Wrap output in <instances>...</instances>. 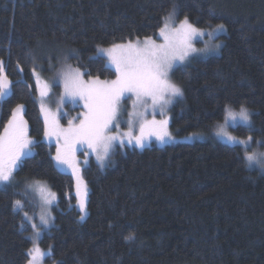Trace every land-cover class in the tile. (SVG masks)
<instances>
[{
    "label": "trees",
    "instance_id": "obj_1",
    "mask_svg": "<svg viewBox=\"0 0 264 264\" xmlns=\"http://www.w3.org/2000/svg\"><path fill=\"white\" fill-rule=\"evenodd\" d=\"M174 6L172 17L198 30L225 27L218 55L171 70L182 93L169 112L171 133L207 139L119 145L105 169L90 159L81 219L73 179L45 142L34 64H57L62 49L84 76L113 80L99 48L154 37ZM0 60L11 90L0 99V133L22 105L34 141L11 183L0 186V264L29 260L24 212L33 215L36 205L14 204L31 180L56 194L54 225L37 245L58 264H264V170L247 166L242 146L209 137L228 105L250 113L234 135L264 140V0H0Z\"/></svg>",
    "mask_w": 264,
    "mask_h": 264
},
{
    "label": "snow or ice",
    "instance_id": "obj_2",
    "mask_svg": "<svg viewBox=\"0 0 264 264\" xmlns=\"http://www.w3.org/2000/svg\"><path fill=\"white\" fill-rule=\"evenodd\" d=\"M175 15V6L169 15V20L160 29V36L163 44H157L151 37H146L141 43L139 40L127 44L113 45L111 49L100 50L106 52L111 65L115 67L116 79L112 81H100L83 79L84 73L79 70L68 71L63 74L64 95L61 97L63 103L66 99L75 102L77 99L83 101L85 111L81 113L82 118L78 124L69 121L67 128L61 127L54 115L47 112L42 104L41 110L45 113V138H55L57 147L53 159L57 165H67L73 170V176L77 181L76 195L77 202L82 213L86 211L85 203L87 197V186L80 176V170L75 167V153L85 146L96 154L97 160L103 162L109 157L114 146L119 142L120 147L125 146V138L128 145L143 148L149 136H155L156 140L163 143L165 139H171L167 132V120L144 121L140 124V134L134 135L131 131L119 133L120 104L122 98L135 97L133 107L148 106L155 110L157 107L163 109L172 102L174 97L182 95L181 90L169 79V71L177 63H183L197 49L192 47L195 37L203 35L201 30L195 28L187 18L180 22L179 27L171 24V17ZM223 24L217 25L214 31H223ZM211 35V33H209ZM216 47H219L218 45ZM10 82L6 74H3V67L0 65V96L7 94ZM48 85H45L47 88ZM130 94V95H129ZM48 93L41 91V97ZM23 110L18 105L13 110L12 117L0 135V184L9 185L13 178L14 171L21 167L24 159L32 155L34 141L28 137L27 124L19 115ZM131 115V114H130ZM224 124L218 125L216 135L224 138L230 145L240 144L247 146L252 138L237 140L230 135L225 128L226 124L233 126L237 121L243 125L250 124V113L247 108L241 106L238 112L233 111L228 105L224 108ZM131 123V122H129ZM116 129V134L113 129ZM261 141H257L260 144ZM245 148L244 159L247 166L258 165L264 170V153H249ZM88 155L89 153H85ZM36 189L42 194L44 203L51 205L56 200V194L50 192L39 181L36 182ZM21 201L17 200L14 208L20 207ZM25 216L27 214L25 213ZM84 219V216H81ZM42 223L46 226L49 221L46 216H41ZM33 228L36 225L33 224ZM38 235V233H37ZM134 237H127L132 241ZM45 253L38 246L28 250V264H40Z\"/></svg>",
    "mask_w": 264,
    "mask_h": 264
},
{
    "label": "rangeland",
    "instance_id": "obj_3",
    "mask_svg": "<svg viewBox=\"0 0 264 264\" xmlns=\"http://www.w3.org/2000/svg\"><path fill=\"white\" fill-rule=\"evenodd\" d=\"M181 21H183V20L178 21V20L174 19L173 17H171L170 22L174 27H179ZM214 29H216V28H214ZM214 29L203 30L202 31L203 35L195 37L192 41V47L197 49V51L192 53L183 63H177L176 65H174L173 68L188 64L193 59H204L206 57L218 55L221 52V48H222L221 47L222 41H221V39H219V37H220L219 35H221L223 33L225 34V27H224L223 31H214ZM209 33H211V35H209ZM152 39L157 44H163L164 43L163 38L160 36V31H158L157 35L152 37ZM139 41L141 43H143L144 40H139ZM132 42H135V41H132ZM127 43H129V42H125L123 44H127ZM119 45H121V44H119ZM217 45L219 47H216ZM112 47H107V48H103V49L99 48L98 55L105 58L106 63L109 65V67L115 71V67L113 65H111L107 53L100 51V50L111 49ZM56 54H59L58 59H56V61L58 60L57 64H54L53 62H48V61L42 67L40 65H38L37 63H35L37 65L34 64L35 68L33 70V78H34V81L36 83V88L38 89L39 109L41 111L43 118L45 116V113L42 112V110H41L42 104L44 106V109L47 112L51 113L52 115H54L56 117V119L58 120L61 127L67 128L69 126L70 120H72L74 124H78L80 122L79 119H74V118H77V117L82 118L81 113H83L85 111V109L83 107V101H80L79 99H77L75 102H72L71 100H67V99L63 103L61 102V97L64 95V85H63V80H62L63 74L70 71V70L75 71V70H79V69H77L71 65L70 66L67 65L66 59H67V57L70 56L69 53L67 54L65 51H62V49H61L59 51L57 50ZM0 65H2V60H0ZM171 70L169 71V79L173 83V81L171 79V73H172ZM3 71H4V69H3ZM79 72H81V71L79 70ZM115 74H116V71H115ZM83 79L85 81L90 80V78H88L86 76H83ZM115 79L116 78H114L113 80H115ZM103 81H109L110 82L112 80L105 79ZM46 84L48 85L47 88H45ZM10 91L11 90L9 87L7 90V94L4 96H0V99L5 98V96L9 95ZM41 91H46L48 93V95L46 97H41ZM180 97H181V95L174 97L172 102L169 103L168 105H166L163 109H161L160 107H157L155 110H153V108L151 107V101L148 102V106L145 109L144 106L133 107V100L135 99V97H132L131 99H129L127 97L122 98V101L120 104V114L118 116V122L120 124L119 133L122 135L124 132L131 131L134 135H139L140 134V131H139L140 130V124L143 123L145 120L146 121L167 120L168 121L167 132L171 136V139L166 138L165 142L161 143V142L156 140L155 136H149L147 141L145 142L144 147L152 146V144L157 145V146H163L164 144H174L177 142H183V143L197 142V141H202V140L207 139V137H204L203 135L198 134V133L193 134V135H189V136H185L183 138L176 137L171 133L170 127H169V123H170L169 112H170L171 107L173 106V103L176 100H178ZM16 108H14V109H16ZM12 113H13V111H12ZM23 114H24V112L22 110V112L19 115H21L23 120H24ZM11 117H12V115H11ZM11 117L9 118V120L11 119ZM8 121L6 123L7 125H8ZM44 122H45V118H44ZM129 122H131V123H129ZM224 123H225V120L221 124H224ZM241 126H246V125H243L241 122L237 121L234 126L232 124H226L225 128H226V131L230 135L235 136L237 138V140H247V139L239 138L232 133V131L235 128L241 127ZM27 129H28V126H27ZM216 132H217V130L215 132L211 133L209 137L216 139L218 142L220 141L224 144L230 145L224 138L218 137L216 135ZM3 134H4V130L0 133V135H3ZM112 134H116L115 128L113 129ZM28 137L30 138L29 134H28ZM260 141H261V143L257 144V141L252 140V142L250 143V145L247 146V148H246V146L240 145L238 143L237 144H231V145L242 146L244 148V150L246 148L247 152H249V153H253V152L254 153H264V140H260ZM45 142L47 144H50V145L53 144L55 146V155H56L57 143H56L55 138L54 137L51 139L45 138ZM125 145L128 146L129 148L134 147V148L139 149V150L141 149V148L135 147L134 144L128 145L126 142V138H125ZM117 146H119V142H117L115 144L113 150H115V148ZM32 147H33V145H32ZM32 152H33V149H32ZM85 153H89V154L86 155ZM112 153H113V151L111 152V154ZM111 154L103 162V166H101V162H99L97 160L96 154L91 153V151L89 149H87V146H85L83 149L77 151L75 153L74 165L76 168H78L80 170L79 174L82 177L83 181H84V176L82 175V173H83V170L86 168V166H88L87 164H88L90 159L93 161L94 164L98 165L101 169H105L106 167H108V161L110 159ZM246 163H247V161H246ZM55 166L57 167V169L61 173H63V174L66 173L70 177H72L73 182H74V187H75V199H77V195H76L77 181H76L75 177L73 176L72 168H69L67 165H57L56 161H55ZM249 168H253V169L257 168V169L261 170V168L258 165H253ZM37 181H39V180H31L30 182H27V183L22 185V188L20 189V195L22 197L20 199L21 206L16 207V209H21V207H24L25 202L29 203V201H33L35 203L36 213H34L33 215H29L27 212H24V216H25V213L27 214V216H25V220L31 226V231H32L31 232V240L34 244L33 247L38 246L41 249V251L45 253L44 257L40 260V264H58V262H56L52 259H49V251L47 249L44 251V250H42L40 245H37L39 237L41 238V236L43 234H45V232H47L48 229H50L54 225V222H53V220H54V209L57 205V199L55 201H53L51 205H47L44 203V200L42 198V194L35 187ZM39 182H41V181H39ZM41 183L46 187L47 190L52 192V190L49 189V187L47 186V184L45 182L42 181ZM84 184H85V182H84ZM0 186H5V185L0 184ZM76 208H77V210H79L80 216H82V215L85 216L86 211L84 213L81 212L80 207L78 205V202L76 203ZM42 215L46 216V218L49 221V223L46 226L41 221ZM33 224L36 225L35 229L33 228ZM37 233H38V235H37ZM29 259H30V257H29ZM27 264H28V262H27Z\"/></svg>",
    "mask_w": 264,
    "mask_h": 264
}]
</instances>
